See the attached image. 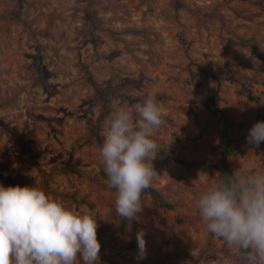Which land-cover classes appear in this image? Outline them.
Returning <instances> with one entry per match:
<instances>
[{
	"label": "rangeland",
	"instance_id": "rangeland-1",
	"mask_svg": "<svg viewBox=\"0 0 264 264\" xmlns=\"http://www.w3.org/2000/svg\"><path fill=\"white\" fill-rule=\"evenodd\" d=\"M23 1L0 0V182L36 183L94 215L99 264H137L140 230V264H242L206 231L197 202L221 178L227 122L243 151L232 171L264 170V142L247 143L264 117V0ZM148 95L165 123L143 211L129 222L98 151L108 113Z\"/></svg>",
	"mask_w": 264,
	"mask_h": 264
},
{
	"label": "clouds",
	"instance_id": "clouds-1",
	"mask_svg": "<svg viewBox=\"0 0 264 264\" xmlns=\"http://www.w3.org/2000/svg\"><path fill=\"white\" fill-rule=\"evenodd\" d=\"M165 123L152 95L117 106L103 122L98 155L116 215L131 222L143 211L142 194L156 175L160 148L154 134ZM264 142V121L254 123L247 143ZM197 208L206 231L238 252L242 264H264V170L252 165L223 175L200 195ZM97 218L81 213L36 186L0 182V264H99ZM145 233H136L137 264L146 258ZM216 264H222L217 260Z\"/></svg>",
	"mask_w": 264,
	"mask_h": 264
},
{
	"label": "trees",
	"instance_id": "trees-1",
	"mask_svg": "<svg viewBox=\"0 0 264 264\" xmlns=\"http://www.w3.org/2000/svg\"><path fill=\"white\" fill-rule=\"evenodd\" d=\"M20 5L23 7L24 5V1L23 0H19ZM253 53L257 56H260L259 52L257 51L256 47H252ZM43 60H40V65L42 63ZM208 82V78L206 77L205 79L200 81V84H205ZM247 92V97L250 100H254L256 99L252 92L250 90H246ZM102 94V93H100ZM207 108L212 111L213 113H217L218 110L215 106V104L213 103H209L207 104ZM261 121H264V117L260 116L259 118ZM223 136L225 138V147L224 150L222 152V166H221V176L223 175H228L231 176L233 174L232 171V164L230 162V159L232 156L237 155V154H242L243 151L240 150L239 146L236 145V140L233 138L232 134H231V124L229 122L226 123L225 125V130L223 133ZM2 172H4L5 176L4 178L11 183V178L8 177V175H10V170L8 168H6V166L2 165ZM155 194V198L157 201H159L164 207L166 208H171L172 206L167 204L166 202H164L161 197L159 196V194H157L156 192H154Z\"/></svg>",
	"mask_w": 264,
	"mask_h": 264
}]
</instances>
